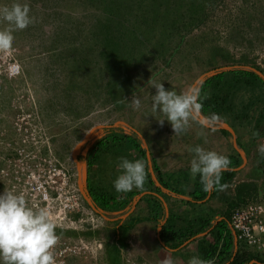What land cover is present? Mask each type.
Wrapping results in <instances>:
<instances>
[{"label": "rangeland", "instance_id": "rangeland-1", "mask_svg": "<svg viewBox=\"0 0 264 264\" xmlns=\"http://www.w3.org/2000/svg\"><path fill=\"white\" fill-rule=\"evenodd\" d=\"M137 1L19 0L28 4L34 23L16 30L12 49L0 52L1 193L2 182L7 179L2 174L4 164L14 151L28 150L36 134L42 132V124L33 122L34 131L31 129L28 115L33 112L47 119L43 126L51 138L57 137L55 145L61 150V159L72 165L74 150L83 139L79 153L88 157L92 152L97 140L96 136L88 140L92 130L101 134L99 129L120 122L137 131L145 142L147 170L157 165L164 173L169 172L167 175L176 169L179 176L187 170L184 174L191 176V147L200 145L229 158L242 154L241 143L249 148L250 156L243 154L246 160L238 168L234 183L221 191V213L228 210L222 196L234 194L237 182L255 181L259 196H264V156L259 152L264 137L254 140L251 126L240 127L236 121L237 128H233L230 114L225 115L227 123L217 114L206 113L203 107L207 126L193 123L185 133L175 136L167 120L159 123L163 115L152 112L156 89L149 85L152 78L153 83L163 82L166 90L180 93L196 88L209 72L232 66L259 67L264 74V0H142L139 10ZM14 2L0 0V8ZM134 10L139 11L138 18ZM7 27V22L0 21V29ZM122 45L137 61L126 74L116 64L125 54ZM13 67L19 69L14 74ZM107 93L111 100L118 97L119 101L108 102ZM134 95L142 101L139 110L129 104ZM222 129L230 134H223ZM125 149L120 153L99 149L90 168L87 157L78 160L83 181L88 178L108 191L114 189L113 181L120 173L119 159H129ZM132 155L130 160H134ZM117 210L113 214H119ZM189 211L196 213L197 219L212 216L201 208ZM191 222L193 226L199 224ZM94 223L80 228L55 224L59 237L56 246L63 242L71 248L78 245L77 252L67 260L69 264H120V258L116 260L117 254H113L111 238L103 230L107 221L99 217Z\"/></svg>", "mask_w": 264, "mask_h": 264}, {"label": "trees", "instance_id": "trees-1", "mask_svg": "<svg viewBox=\"0 0 264 264\" xmlns=\"http://www.w3.org/2000/svg\"><path fill=\"white\" fill-rule=\"evenodd\" d=\"M137 9L140 8L143 1H137ZM139 10V9H138ZM139 12V11H138ZM136 10H134L133 15L138 18L139 16ZM98 43V42H97ZM125 52L123 57L116 61L117 68H124L125 74L129 72V66L136 61V56L130 52L126 45L121 46ZM121 55V51L119 52ZM259 68V67H258ZM257 70L262 71L260 68ZM131 79V76H129ZM133 84V83H132ZM131 84V85H132ZM130 85V86H131ZM196 88L199 90L200 102L202 104L203 110L208 113L217 114L220 118L226 120V114H230L231 121L229 125L231 127L236 126V121L240 122L238 126L249 128L251 126L252 133L254 137L257 138L264 137V77H262L253 67L248 66H232L228 69H218L214 73L205 77L200 82H198ZM207 93V95L205 94ZM108 102L117 103L119 100L117 98L111 100L109 94L107 93ZM110 99V100H109ZM254 122V125L252 124ZM237 128V127H235ZM95 145L93 146L92 152L87 157L84 156L83 152L79 153V157H87L88 165L92 166L95 161L96 152L101 150L114 151L115 153H120L119 150L125 149L124 146H128L127 157L136 159H145L147 157L148 149L145 142L141 139V136L133 128L127 126L123 122H120L116 126L110 128L104 127L99 129ZM221 132L225 135L230 134L226 129H222ZM127 143V145H126ZM241 148L247 150L246 146L241 144ZM134 150V151H133ZM95 151V152H94ZM136 151V152H135ZM94 153V155H93ZM92 155V156H91ZM131 155V157H130ZM247 156H249L247 154ZM231 163L227 171L222 173V178L220 184L212 191L210 198L218 195V192L225 189L229 184L234 183L235 177L238 174V168L243 165L244 160L241 155H233L229 157ZM159 167L154 165V169L158 171ZM150 170H147L146 183L148 185L144 186L143 190L133 189L129 192H121L123 199H117V194L108 191L107 188L99 186L98 184L93 185L89 182L88 190L90 195L95 198V205L102 212H112L121 207L132 206V202L129 201L133 196L138 195L146 189H151L155 186V179L152 177ZM160 177V176H159ZM185 181H191V176L185 175ZM162 186L164 188H172V184L166 181L165 178H159ZM196 190L194 198L196 200L206 198L209 193L203 191V186L200 183L199 176L195 179ZM234 194H227L222 196V199L227 203V211L221 213V219L215 223L213 219H197L199 223V228L192 224L190 220L186 226H178L174 220H177L175 215H172L169 219L168 225L164 226L161 236L170 246L177 247L184 242L188 241L191 237L197 236L201 232L211 230V236L213 240H208L207 237L203 240H199V250L202 254V259L212 260L213 264H261L264 263V256L250 251L246 245L239 242V249L235 251L236 245V233L232 227L233 214L237 208L242 207L249 202L259 201L264 202V196H259L258 184L255 181H246L235 183ZM149 189V190H150ZM130 202V203H129ZM157 207L161 205L157 203ZM153 207V206H152ZM158 210L157 208L152 209ZM141 218L132 217L131 222H127V228H132ZM129 221V220H128ZM189 223V225H188ZM126 226V225H125ZM104 230V229H103ZM117 236L116 230H111L108 234V239ZM210 236V235H209ZM120 247H117L115 255L116 260L120 258ZM118 252V253H117Z\"/></svg>", "mask_w": 264, "mask_h": 264}, {"label": "clouds", "instance_id": "clouds-1", "mask_svg": "<svg viewBox=\"0 0 264 264\" xmlns=\"http://www.w3.org/2000/svg\"><path fill=\"white\" fill-rule=\"evenodd\" d=\"M0 21L7 22L9 25L7 28L0 29V52H7L14 45V32L26 29L30 24L34 23V17L31 16L27 3H21L16 0L10 7L0 8ZM18 70L13 67L11 73L13 72L12 74H14ZM149 85L156 89V94L152 95V112H159L163 115L164 119H158L159 123L163 125L167 120L173 128L175 136L185 133L193 123L198 124L201 128L207 126L208 119L202 116V104L197 88L192 87L187 91L177 93L174 89L166 90L163 82L153 83L152 78L149 81ZM129 104L134 110H139L142 106V101L139 96L134 95ZM28 118L31 121L30 126L33 131V122L38 125L42 124V126L47 122V119L38 113H29ZM89 134L91 135L90 137L87 135L88 140L92 137V141L96 136L95 139L98 141L97 132L92 130ZM201 134L203 135V133ZM56 138L55 135L52 137L54 145ZM84 143H80L81 145L79 144L78 150H76L77 160L75 162L78 166L80 164L78 161L80 160L78 156L79 150ZM94 145L91 146V149H93ZM56 149L59 150L57 147ZM189 152L192 154L189 169L191 176L194 179L199 176L203 191L211 193L220 184L222 173L229 169L230 159L216 151L206 150L200 145L191 147ZM259 152L264 156V145L259 147ZM85 158L83 157L82 159ZM75 162L73 164L77 167ZM148 167L149 165L143 159L130 160L121 157L118 163L120 173L113 181L115 190L117 192H129L134 188L143 190ZM152 167L154 168V165ZM80 174L79 172V181ZM88 181L87 178V192L91 198L88 190ZM79 185L81 188L80 182ZM83 196L86 205L96 215L106 220L99 213V208L96 206L98 210L95 209L88 203L84 194ZM91 199L93 200V198ZM58 239L56 225L51 219L47 207H35L29 204L24 193L13 189L5 188L0 193V264H56L54 250ZM238 249L239 244L236 242L235 251ZM129 260L137 259L127 257V264ZM139 262L148 264L144 260ZM163 264H174V260L171 256H167ZM188 264H213V261L193 256L188 260Z\"/></svg>", "mask_w": 264, "mask_h": 264}, {"label": "built area", "instance_id": "built-area-1", "mask_svg": "<svg viewBox=\"0 0 264 264\" xmlns=\"http://www.w3.org/2000/svg\"><path fill=\"white\" fill-rule=\"evenodd\" d=\"M39 131L42 132L36 134L35 141L34 136L33 147L14 151L4 164L2 174L7 179L2 188L24 193L27 202L35 207H47L55 224L65 228L91 227L99 217L86 205L75 166L61 159L43 126ZM232 227L238 244L264 256V202L252 201L237 208ZM77 247L75 244L71 248L64 242L55 246L56 264H69L67 260L77 252ZM128 264L147 263L129 260Z\"/></svg>", "mask_w": 264, "mask_h": 264}, {"label": "crops", "instance_id": "crops-1", "mask_svg": "<svg viewBox=\"0 0 264 264\" xmlns=\"http://www.w3.org/2000/svg\"><path fill=\"white\" fill-rule=\"evenodd\" d=\"M82 141L80 143H82ZM236 145H238V143H236ZM248 149H242L239 143V152L242 153L243 160L245 159L243 154H246V156L248 154L250 156V151H248ZM82 158L83 156L80 157L81 160ZM158 169V171L154 168L150 169V172L152 170V177L155 179V186L151 189L149 188L150 190L146 189L138 195L130 198L129 201L133 203L132 206L126 204V206L119 208L117 210L119 211V214H113L115 210L112 212H102L99 209V213L106 218L108 224L104 228V233L110 234L111 230L117 231V236L113 238L111 237L109 241L112 243V248L114 247L113 254L116 253L117 247H120L121 249L119 255L121 260L120 264H127L126 259L131 256L139 261H148L150 264H163L164 259H166L167 256H171L174 260V264H188V260L193 256H199L200 258L203 257L199 250V240H203L204 237H207L210 241L213 240L210 233L211 230L201 232L177 247L168 245L162 238V230L164 226L168 225L169 219L172 215H175L177 221H179V223H177L178 226H181L182 224L183 226H186L185 224L187 223H184L183 221L197 220L196 213L189 211L192 207L197 210L201 208L203 212L211 213L213 222L216 220L215 223L220 220L221 190L218 192V195L212 198H209L211 192L206 198L196 200L194 198L196 181L184 180V178H186L184 177V175H186L184 173H187L188 170L182 172L183 174L179 176L176 169L171 170L170 175H167L169 172L164 173L160 168ZM97 171L98 168L96 172ZM79 172L82 174L80 170ZM81 174L79 182L82 186V191L86 192L87 189L85 188V182H87V180L83 181ZM171 174H174V177ZM159 176L162 178L166 177L165 179L169 180L166 182L171 183L172 188H164ZM89 182L93 185L97 184L96 181H88V185ZM104 182H106V184L109 183V181ZM145 185H148V183L145 182ZM109 191L117 194V199H123L121 192H117L115 188L112 190L109 189ZM126 199L127 198L122 201ZM157 203L161 206L157 207ZM152 206L158 210L152 211ZM132 217H138L141 218V220H139L132 228L128 229L127 222H131L130 219ZM196 228H199V224Z\"/></svg>", "mask_w": 264, "mask_h": 264}, {"label": "water", "instance_id": "water-1", "mask_svg": "<svg viewBox=\"0 0 264 264\" xmlns=\"http://www.w3.org/2000/svg\"><path fill=\"white\" fill-rule=\"evenodd\" d=\"M216 70H218V69H216ZM216 70H214V71H212V72H209L207 75H205L204 77H202L198 82H200L202 79H205V77H207L208 75H210V74H212V73H214ZM254 70L255 71H257L262 77H264V74L261 72V71H259V70H257V69H255L254 68ZM198 84V83H197ZM197 84L195 85V86H197ZM221 127V126H220ZM90 135L91 134H89V137H90ZM82 144V143H81ZM80 144V145H81ZM79 147V146H78ZM77 147L75 148V150H74V159L75 160H77V157H76V155H77ZM245 157V156H244ZM78 162V161H77ZM83 179V178H82ZM81 188H82V186H81ZM81 190H83V189H81ZM82 192H84V195H85V198L87 199V201H88V203L91 205V206H93L95 209H97L98 210V208L96 207V205L94 204V202H93V200L90 198V196H89V194H88V192L86 191H82ZM261 264H264V263H261Z\"/></svg>", "mask_w": 264, "mask_h": 264}, {"label": "bare ground", "instance_id": "bare-ground-1", "mask_svg": "<svg viewBox=\"0 0 264 264\" xmlns=\"http://www.w3.org/2000/svg\"><path fill=\"white\" fill-rule=\"evenodd\" d=\"M80 170V169H79ZM81 171H82V169H81Z\"/></svg>", "mask_w": 264, "mask_h": 264}]
</instances>
